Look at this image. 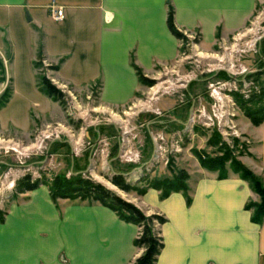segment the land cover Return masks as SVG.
<instances>
[{
    "label": "crops",
    "instance_id": "0c3cea01",
    "mask_svg": "<svg viewBox=\"0 0 264 264\" xmlns=\"http://www.w3.org/2000/svg\"><path fill=\"white\" fill-rule=\"evenodd\" d=\"M263 2L0 0V62L3 81L12 82L4 109L16 117L30 104L49 100L33 65L39 42L42 62L59 66L48 78L74 88L97 84L102 102L119 105L141 89L132 61L150 76L179 55L180 42L166 25L168 3L177 27L197 31L209 46L240 30ZM52 4L62 7V19L50 16ZM259 130L261 166L250 167L264 182V123ZM251 197L247 182L228 174L199 178L189 206L180 193L162 200L175 205L174 217L189 237H180L175 223L156 264H264V221L251 222L244 208ZM137 232L135 224L99 204L66 203L58 210L41 186L21 193L0 222V264H132L142 252L133 244Z\"/></svg>",
    "mask_w": 264,
    "mask_h": 264
},
{
    "label": "rangeland",
    "instance_id": "374dc122",
    "mask_svg": "<svg viewBox=\"0 0 264 264\" xmlns=\"http://www.w3.org/2000/svg\"><path fill=\"white\" fill-rule=\"evenodd\" d=\"M180 30L185 40H179L176 60L155 67L150 76L144 75L152 82H140L141 89L124 104L102 102L97 84L74 88L49 78L64 93L63 107L51 98L40 99L16 117L5 111V105L0 107L3 220L10 204L26 192L15 189V180L23 175L28 174L31 182L39 181L38 187L47 191L45 181L79 175L152 216L153 231L169 244L175 223L180 237H189V229L174 217L175 205L162 200L180 193L189 206L199 178L238 175L232 168L233 160L257 175L250 166H261L259 129L264 122L253 125L244 108L252 112L264 108V2L240 30L218 36L209 46L201 44L197 31ZM37 74L48 77L54 71L42 62ZM3 82L0 95L6 87L12 88L9 78ZM209 159H221V167H205L202 160ZM115 174L122 175L128 190L111 182ZM250 190L254 197L244 208L251 204L245 209L251 216L254 205L262 199ZM164 191L170 193L162 198ZM51 201L58 210L66 203L92 204L79 199ZM156 214L168 219L167 223L160 224Z\"/></svg>",
    "mask_w": 264,
    "mask_h": 264
},
{
    "label": "trees",
    "instance_id": "16d2710c",
    "mask_svg": "<svg viewBox=\"0 0 264 264\" xmlns=\"http://www.w3.org/2000/svg\"><path fill=\"white\" fill-rule=\"evenodd\" d=\"M166 25L169 32L178 40H185L184 34L175 24L174 8L167 4ZM44 56L42 54V44L39 42L35 61L33 63L35 68L41 65ZM132 65L136 71L139 81L144 84H149L152 81L146 78L142 70L132 61ZM52 70H57L58 65H50ZM4 70L0 62V81H3ZM37 83L39 90L45 94L48 98L57 102L60 106H64V93L54 83L50 81L48 77L38 75ZM12 88L6 87L0 95V107L6 105L11 96ZM241 106L244 107V102L241 101ZM246 116L250 119L251 123L255 126L264 122V108L256 110L254 112L244 108ZM205 167L209 169L219 168L222 165L221 159H209L202 160ZM233 170L238 173L239 177L246 180L250 188L261 197L259 205H254L253 213L250 216V220L253 223H261L264 218V185L261 179L255 175L250 169L241 164L238 161H232ZM219 179L225 178V175H219ZM111 182L117 185L123 190H128V185L125 184L121 174H115L111 178ZM39 181H30L28 174L15 180V189L17 192H23L27 190H33L39 186ZM48 187L49 196L52 200L57 198H64L69 200L79 199L80 201H88L90 203L97 202L102 206H105L116 213V215L123 221L133 223L140 227L138 235L134 238L133 244L137 248H142L143 252L135 259L133 264H156L157 256L163 248L162 238L153 231L152 216H146L139 208L134 204L123 200L112 191L105 188L103 185L91 180L76 175L70 179L65 177L55 176L51 181H45ZM170 186H166L169 188ZM174 188V187H173ZM178 188L173 191H179ZM182 192L186 195V191L182 189ZM169 192H162L160 196L165 198ZM189 200V197H187ZM251 204L245 205V209H250ZM155 219L160 223H164L166 219L162 215H154ZM0 221H3V217L0 216Z\"/></svg>",
    "mask_w": 264,
    "mask_h": 264
},
{
    "label": "built area",
    "instance_id": "2783aa9c",
    "mask_svg": "<svg viewBox=\"0 0 264 264\" xmlns=\"http://www.w3.org/2000/svg\"><path fill=\"white\" fill-rule=\"evenodd\" d=\"M50 16L54 19V20H60L63 18V9L62 7L59 6H55V5H51L50 7Z\"/></svg>",
    "mask_w": 264,
    "mask_h": 264
}]
</instances>
